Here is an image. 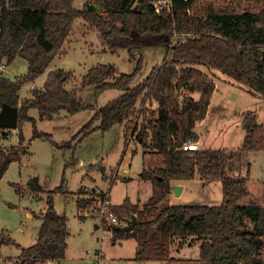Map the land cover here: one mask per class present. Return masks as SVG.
<instances>
[{
  "label": "trees",
  "instance_id": "trees-1",
  "mask_svg": "<svg viewBox=\"0 0 264 264\" xmlns=\"http://www.w3.org/2000/svg\"><path fill=\"white\" fill-rule=\"evenodd\" d=\"M74 1L0 0V63L12 64L17 58L28 63L27 74L15 80L0 76V109L4 104L19 109L21 141L26 122L35 124L34 139L48 138L37 130L35 120L29 116L31 109L39 111L42 121L53 120L62 111L76 115L94 109L66 88L74 76L65 70L50 72L43 87L32 92L33 98L21 100L19 95L25 84L46 73L69 41L78 20L98 31L103 46L112 53L167 48L168 57L163 64L135 87L132 84L142 70V59L132 74H119L114 66L105 64L92 68L82 79L83 89L94 86L97 90L118 89L123 94L99 108L79 135L84 137L98 130L105 133L125 124L127 137L137 133L145 154L164 156V167L144 170L142 175L152 183L149 202L140 209L126 200L114 208L122 219L137 216L136 227L126 234L138 242L137 261L264 264V179L253 180L250 174L232 175L235 161H240L243 155L264 152V123L244 120L245 137L235 150L180 149L190 140L198 142L194 129L207 117L216 89L214 80L193 66L219 71L250 93L264 96V0H244V3L261 4L256 11L244 10L241 0H233L237 5L223 8L212 4L203 16H190L202 0H172V11L161 13L151 5L157 0H84L83 9H77ZM183 91L188 94L180 101ZM194 94L199 97L191 96ZM150 100L157 108L149 107ZM27 155L25 147L0 152V181L9 167V164L2 167L6 158L12 163ZM197 175L204 182H221L222 203L171 205L172 182L192 180ZM15 187L21 193L19 186ZM28 187L37 193L43 191L38 178H31ZM62 189L63 186L49 192V208L42 217L37 242L20 248L16 264L65 260L69 218L57 212L53 200V195ZM93 196L91 191L77 199L79 219L94 218L91 215ZM118 234L124 232L114 229V235ZM190 238L189 244L201 243L199 258H172L171 245Z\"/></svg>",
  "mask_w": 264,
  "mask_h": 264
},
{
  "label": "rangeland",
  "instance_id": "rangeland-1",
  "mask_svg": "<svg viewBox=\"0 0 264 264\" xmlns=\"http://www.w3.org/2000/svg\"><path fill=\"white\" fill-rule=\"evenodd\" d=\"M241 2L244 3V0H241ZM212 4L216 5L217 8H223L229 5H237V2L233 0H202L190 12V16H203L205 9ZM83 5L84 1L82 0L74 1V6L77 9H83ZM243 6L246 11H256L261 4L255 1H246ZM100 37L98 31L88 27L83 20H78L74 25L69 41L59 53V55L68 54L61 60L57 56L53 61L54 65L71 70L69 72L73 74L74 78L68 83L67 89H73L74 87L78 96L86 104L94 106V109H88L68 117L62 115L55 120H37L36 128L38 131L44 132L48 138L52 137L54 141H46L44 138L35 139L30 145V161L8 163V170L0 183V264L17 263L20 250L13 244L12 240L25 248L36 243L41 223L38 219H31L27 215L43 210L47 205L49 192L62 186V191L53 195V200L57 212L66 214L69 218L71 236L69 238L68 255L61 264H91L90 253H93L94 256L99 253L103 257V264H139L131 260L136 251L135 241H125L123 246H111L110 233H113L114 230L109 224H102L96 220L101 228L96 231L94 219L87 218L85 221H80L77 217L76 198L89 194L97 188L96 186L104 191H109L114 205H121L126 198L134 203H137L139 199L141 202H146L152 195L151 183L139 178L145 165L148 166V159L144 158L143 146L136 139L131 140L126 136L125 140L126 128L124 126H115L105 133L98 130L84 139H82L83 135H79L80 130L91 120L99 108L115 100L123 92L118 89L97 90L94 86L83 89L78 79L81 80L89 68H95L102 64L114 66L119 74H132L142 59V70L132 84V87H135L142 83L155 67L163 64L168 57V49L137 48L132 53L128 50L112 53L103 46ZM2 64L6 65V76L10 73H19L24 65L25 69H28L27 62L23 59H17L12 64L2 61ZM194 68L201 69L210 77L215 75L217 78L221 77L238 89H231V91L226 89L223 92L228 103L226 102L225 106L218 107L217 110H224L222 114L216 112L212 124L207 129L201 130L202 138L198 143L199 150L224 149V147L238 149L245 134L244 120L250 121L252 119L257 123H264V96L254 94L253 97H249L241 93V89L237 84L219 71L213 73L205 71L199 66ZM20 75L22 76L23 72ZM40 84L41 79L36 81V86H40ZM180 91L182 93V90ZM26 93L28 94L25 90L24 94ZM187 94L186 91H183L180 101ZM191 96L198 98L199 94ZM154 106H156V103L150 101L149 107ZM37 113L38 110H34L33 116H36ZM97 123L99 124V122ZM141 124L142 119L139 121L140 126ZM219 124L224 127L219 129ZM34 128L35 124L33 122L25 123L22 130L27 138L31 139L34 135ZM4 136H7V134L3 133ZM127 140H131L128 149H126L127 144L125 145ZM19 142V136L17 135L13 143L18 144ZM53 142H58L57 145L63 147L59 148ZM66 144H69V146L66 147ZM14 146L12 145L14 148L10 146L11 150L19 148L18 145ZM22 147L20 146V148ZM6 150L9 152L10 148H6ZM261 156L263 155H250V157L248 154L243 155L240 161H235L232 175L247 177L248 171L252 167L250 178L263 180L264 158ZM148 158L156 159L154 161L156 165L159 164V166L164 167V156H157L154 153ZM248 161L251 162L252 166L249 165ZM100 167L106 169L109 175L116 169L120 178L117 177L116 181H112L111 178L113 177H108L106 173V179L110 180H103L99 170ZM37 177L40 178L41 185L45 190L42 194V201L34 200L30 194L19 195L11 185L17 182L29 191L31 189L28 187V181ZM123 178H131L132 180L125 182ZM36 195L38 198L40 197L39 194ZM67 195H70L71 199H68ZM201 196L211 200V203H217L212 205H220L217 201L223 199L221 182L211 181V183L205 185L203 190L200 193L198 192L197 197H195L197 200L194 203H202ZM4 233L8 234L12 240L6 237ZM180 243L185 244L184 246L187 249L177 253L176 250H180ZM189 243V241L174 242L171 255L177 258L196 259L200 254V248L194 247L195 244L193 243ZM97 257L94 258L97 259ZM145 264H163V262L150 261Z\"/></svg>",
  "mask_w": 264,
  "mask_h": 264
},
{
  "label": "crops",
  "instance_id": "crops-1",
  "mask_svg": "<svg viewBox=\"0 0 264 264\" xmlns=\"http://www.w3.org/2000/svg\"><path fill=\"white\" fill-rule=\"evenodd\" d=\"M82 1H84V0H82ZM84 5H85V1H84ZM84 5H83V7H84ZM80 9V8H79ZM89 27V26H88ZM64 51V50H63ZM68 54V53H67ZM66 53L65 54H60V55H58V59H62L63 57H65L66 55H67ZM17 59H22V58H17ZM16 59V60H17ZM24 60V59H23ZM25 62H27V61H25ZM25 64V63H24ZM2 65V63H0V66ZM5 65V64H4ZM27 65H28V63H27ZM97 67V66H96ZM195 66H193V68H194ZM199 67H202L203 69H205V71H209L206 67H203V66H199ZM93 67H91V68H89L88 69V72L92 69ZM195 69H197V68H195ZM5 70H6V65H5V68L2 70L1 69V73H0V76H2V77H5V78H7V79H10V80H15L18 76H21L20 74H22V72H23V75H25V74H27L26 72H28L26 69H25V65L24 66H22V68L19 70V73H14V74H8L7 76L5 75ZM55 70H65V71H71V70H68V69H66V68H62V67H58V66H56V65H54V63L52 62L51 64H50V66L47 68V71H46V73L45 74H43L42 76H40L38 79H36L35 81H33V82H29V83H27V84H25L23 87H22V89H21V91H20V93H19V95H20V99L21 100H23V99H31V98H33V96H32V92L34 91V90H36V89H41L42 87H43V84L45 83V81H46V79H47V77H48V74L50 73V72H52V71H55ZM197 70H199V71H201V72H203L201 69H197ZM87 72V73H88ZM211 72H213L214 73V71H211ZM86 73V74H87ZM204 73V72H203ZM85 74V75H86ZM84 75V76H85ZM83 76V77H84ZM216 76V75H215ZM214 76V77H215ZM211 77L213 80H214V82H215V85H216V89H215V92H214V94H213V97H212V100H211V104H210V106H209V110H208V113H207V117L203 120V121H201V122H198L197 124H196V127H195V129H194V132H195V134L198 136V138H199V140H198V142L197 143H199V141H201V138H202V132H201V130L202 129H204V128H208L211 124H212V122H213V118H214V114L216 113V112H218L219 114H222V112L224 111V110H221V111H219V110H217V108L218 107H221V106H225V104H226V102L228 103V100L226 101L225 100V98H224V94H223V92H225V90L227 89V90H230L231 91V89H236L237 87H234V86H232L230 83H228L226 80H223L221 77ZM39 79H41V84H40V86H36V81L37 80H39ZM83 79V78H82ZM82 79L80 80V79H78V81H79V83L81 84V82H82ZM237 84V83H236ZM68 85V84H67ZM67 85H66V88H67ZM237 86L241 89V93H243V94H245V95H248L249 97H253V95L254 94H252V93H250L249 92V90L246 88V87H244V86H242V85H240V84H237ZM87 88V87H86ZM27 91L28 92V94L26 93V94H24V91ZM69 91H74V92H76V89L73 87V89L71 88V89H68ZM236 90H238V89H236ZM77 93V92H76ZM199 97V96H198ZM197 99V98H196ZM150 101H153V100H150ZM154 102V101H153ZM154 104H155V102H154ZM230 106H232V105H230ZM233 106H235V105H233ZM237 107V106H236ZM153 108H157V106H154ZM238 108H241V107H238ZM34 110H37V109H31L30 111H29V116L31 117V118H33L34 120H35V122H37V120H40V116H39V111H38V113L36 114V116H33V113H34ZM62 115H65V117H68V116H70V115H68L67 113H65L64 111H62L59 115H57L53 120H55V119H58L59 117H61ZM40 121H42V120H40ZM97 125H98V123H97ZM117 126H124L125 128H126V125L125 124H123V125H117ZM115 127V126H114ZM220 127H224V126H222V124H219V129H220ZM38 130V129H37ZM11 131V132H10ZM126 131L127 130H125V140H126ZM39 132H41V131H39ZM96 132V131H95ZM3 133H6L7 134V136H4L3 138H2V140H1V143H0V152H7L8 150H6V148L7 149H9L10 148V150L12 149V148H14V147H16V146H14V145H18V147H20V146H23V147H25L26 148V150L28 151V155L26 156V157H28V158H26V157H23L22 158V160L21 161H19V163H23V161L24 160H27V161H30V158H31V152H30V145H31V143H32V141L33 140H35V139H41V138H33V135H32V137H31V139H29V138H27L26 136H25V133L23 132V130H22V135H23V141H21V139H20V130L17 128V129H6V130H4L3 131ZM41 133H44V132H41ZM92 134V133H91ZM17 135L19 136V143L18 144H14L13 143V140L15 139V138H17ZM47 135V134H46ZM90 134H88L87 136H84V137H82V139H84V138H86V137H88ZM244 137H245V134H244ZM44 138V140H50V141H54L53 139H52V137L50 138H46V137H43ZM129 139H131V137H128ZM241 138V137H240ZM243 140H244V138H243ZM7 141V142H6ZM81 141V140H80ZM131 141V140H130ZM129 140H127V142L125 143V145L127 144V147H126V149H128V146L130 145V142ZM9 143V144H8ZM138 143H140V142H138ZM242 143H243V141H242ZM53 144L55 145V146H57V144H59L58 142H56V143H54L53 142ZM141 144V143H140ZM12 145L14 146V147H12ZM20 145V146H19ZM142 145V144H141ZM199 145V144H198ZM242 145V144H241ZM12 148H11V147ZM58 147V146H57ZM60 148V147H59ZM224 149H226V150H235V149H232V147L230 148H228V147H224ZM213 150V149H212ZM215 150H220V149H215ZM144 151V150H143ZM151 154H153L152 152L150 153V154H148V153H144V158H147L148 159V166H146L145 165V167H144V170H148V169H155V168H161V166H159V164L158 165H156V163L154 162V161H156V159H154V158H148ZM157 156H163V155H158V154H156ZM248 155H249V157H250V155H252V156H254V155H263V156H261V157H263L264 158V152H251V153H248ZM248 157V156H247ZM249 160V159H248ZM162 162V161H161ZM249 162V161H248ZM163 163H164V158H163ZM251 164V162H249V165ZM251 166H252V164H251ZM8 170V169H7ZM97 170V169H96ZM99 170H100V172H101V174H102V178H103V180H110V179H106V173L108 172L106 169H104L103 167H100L99 168ZM103 170H104V172L105 173H103ZM144 170L141 172V174H140V176H139V178H141V179H143V180H145L143 177H142V175H143V172H144ZM251 170H252V167L249 169V174H250V176H251ZM7 172V171H6ZM97 172V171H96ZM107 175H108V177H113V178H111V180L112 181H116L117 180V177L118 178H120L119 176H118V172H117V170L116 169H114L113 171H112V174L111 175H109L108 173H107ZM38 179H39V183L41 184V182H40V178L39 177H37ZM3 179V178H2ZM2 179H1V181H2ZM94 180V179H93ZM123 180L125 181V182H129L130 180H132L131 178H123ZM1 181H0V183H1ZM146 181H149V180H146ZM150 183H151V181H149ZM209 183H211V181H209V182H204L198 175L194 178V179H192V180H179V181H173L172 182V187H174V186H179V187H181V190H180V193L179 194H175V192H174V190L172 189V192H171V194H170V196H169V203L171 204V205H212V204H217V203H211L212 201L211 200H209V199H207L205 196H201V198L203 199V201H202V203H194L195 202V200H197L195 197H197V195H198V192L200 193V191H202L203 190V188H204V186L205 185H208ZM13 187H14V189H15V191L17 190V188L15 187L16 185H18L19 186V188L21 189V193H18L19 195H28V194H30V196H33V199L34 200H37V201H42L43 200V195L42 194H44V192H45V190L44 191H42V192H40V193H37V192H34V191H32V190H26L27 188H25L22 184H18L17 182L16 183H12L11 184ZM151 185H152V183H151ZM97 188L96 189H99V190H102V189H100L98 186H96ZM47 190V189H46ZM94 190V189H93ZM17 192V191H16ZM27 192V193H26ZM26 193V194H25ZM36 194H39L40 195V197L38 198L37 197V195ZM152 194H153V187H152ZM201 194H202V192H201ZM152 197V195L149 197V199H148V201H146V202H141L140 201V199L138 200V202L137 203H134V202H132L129 198H126V199H124V201H123V203L126 201V200H128L131 204H133V205H137V206H139V208L140 209H142L143 208V206L146 204V203H148L149 202V200H150V198ZM67 198L68 199H71V196L70 195H67ZM76 198V197H75ZM217 202H219V204H221L222 203V199H219ZM122 203V204H123ZM121 204V205H122ZM121 205H114L113 204V207L115 208V207H120ZM76 206H77V198H76ZM12 207H14V206H12ZM49 208V206H48V203H47V205L45 206V208L43 209V210H41L40 212H33V214H28L27 216L29 217V218H31V219H38L39 221H40V223L42 224V217H43V215L46 213V211H47V209ZM77 208H78V206H77ZM33 215H35V216H33ZM60 215H66V214H60ZM77 217H78V209H77ZM78 219H79V217H78ZM92 219H94V218H92ZM80 221H85V220H81V219H79ZM94 225H95V230L97 231V230H99V229H101L100 228V226H99V224H98V222L96 221V219H94ZM41 226V225H40ZM68 227H69V233H70V236H71V229H70V226L68 225ZM40 228V227H39ZM104 230V229H103ZM39 232V231H38ZM123 232V231H122ZM128 232H124V234H118V235H114V232L113 233H110V236H111V239H110V243H111V246H123L124 245V242L125 241H128V240H133V241H135V243H136V251H135V255H134V257L131 259V260H133V261H135V262H137V263H139V264H145L146 262H150V261H143V262H139V261H137L136 259H135V257H136V252H137V249H138V242L136 241V239H134V238H132V237H127V234ZM4 235L6 236V237H8L10 240H12L11 238H10V236L8 235V234H6V233H4ZM70 236H69V238H70ZM37 238H38V236H37ZM69 238H68V240H67V243H68V249H67V252H66V257H67V255H68V250H69ZM177 241H180V240H177ZM189 242H191V238L188 240ZM12 242H13V244H15L18 248H19V250H20V254H21V249L20 248H25V247H22L21 245H19V244H16L13 240H12ZM37 242V241H36ZM3 244H8V243H3ZM36 244V243H35ZM193 244H195V246L194 247H198V248H200V245H201V243H199V242H197V241H195ZM8 245H10V244H8ZM34 245V244H33ZM33 245H30L29 247H31V246H33ZM185 244H181L180 245V250H176V252L178 253V252H182L183 250H186L187 248L184 246ZM182 246H183V248H182ZM26 248H28V247H26ZM189 249V248H188ZM171 253H172V245H171ZM92 255H93V253H90V258L92 257ZM199 256H200V254H199ZM199 256L198 257H196V259H198L199 258ZM171 257L172 258H174V259H178V260H196V259H192V258H177V257H175V256H173V255H171ZM65 260H66V258H65ZM65 260H63L62 262H56V263H54V264H61V263H63ZM102 264H103V262H102ZM163 264H166V263H164L163 262Z\"/></svg>",
  "mask_w": 264,
  "mask_h": 264
},
{
  "label": "built area",
  "instance_id": "built-area-1",
  "mask_svg": "<svg viewBox=\"0 0 264 264\" xmlns=\"http://www.w3.org/2000/svg\"><path fill=\"white\" fill-rule=\"evenodd\" d=\"M151 5L154 7L155 11L157 13H161L162 11L166 10L168 12L172 11L173 2L172 0H157L153 1ZM0 68L3 70L5 68V65L2 64ZM132 139L137 138V133L135 136L131 137ZM180 149L182 151H199V146L197 142L194 141H188L185 142ZM94 204L91 208V215L99 221L102 224H109L112 229L122 228L127 225V220L120 218L115 212L114 207L111 201L110 193L109 191L94 189ZM97 256L92 255L91 257V264H102L103 257L97 253ZM94 257H97L95 259ZM48 264H54V262H48Z\"/></svg>",
  "mask_w": 264,
  "mask_h": 264
},
{
  "label": "water",
  "instance_id": "water-1",
  "mask_svg": "<svg viewBox=\"0 0 264 264\" xmlns=\"http://www.w3.org/2000/svg\"><path fill=\"white\" fill-rule=\"evenodd\" d=\"M18 112L19 109L17 107H12L10 105L4 104L0 109V129H17L18 128ZM10 158H6L2 164V167H5L8 163H10ZM175 194H179L181 187L174 186L172 187ZM137 224V216L134 214L130 219L127 220V225L118 228L123 232H132Z\"/></svg>",
  "mask_w": 264,
  "mask_h": 264
}]
</instances>
